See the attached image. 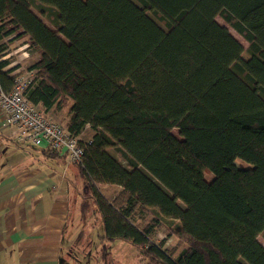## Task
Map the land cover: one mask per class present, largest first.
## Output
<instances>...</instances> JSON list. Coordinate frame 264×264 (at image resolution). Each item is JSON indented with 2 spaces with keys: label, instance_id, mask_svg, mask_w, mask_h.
<instances>
[{
  "label": "trees",
  "instance_id": "obj_1",
  "mask_svg": "<svg viewBox=\"0 0 264 264\" xmlns=\"http://www.w3.org/2000/svg\"><path fill=\"white\" fill-rule=\"evenodd\" d=\"M23 36L38 53L27 99L91 131L75 165L102 241L146 264H264V0H0L4 90L1 56ZM161 224L176 256L152 241Z\"/></svg>",
  "mask_w": 264,
  "mask_h": 264
},
{
  "label": "crops",
  "instance_id": "obj_2",
  "mask_svg": "<svg viewBox=\"0 0 264 264\" xmlns=\"http://www.w3.org/2000/svg\"><path fill=\"white\" fill-rule=\"evenodd\" d=\"M43 113L67 123V108ZM78 180L64 151L17 142L0 110V264L85 263L90 233L101 224L84 226Z\"/></svg>",
  "mask_w": 264,
  "mask_h": 264
},
{
  "label": "rangeland",
  "instance_id": "obj_3",
  "mask_svg": "<svg viewBox=\"0 0 264 264\" xmlns=\"http://www.w3.org/2000/svg\"><path fill=\"white\" fill-rule=\"evenodd\" d=\"M34 10V9H33ZM36 12V10H34ZM151 15V14H150ZM216 21L226 26L229 32L234 36L244 47V51L241 53L243 59H247L249 54L246 51L247 42L228 24H226L221 17L217 16ZM160 24V22L158 21ZM38 58V53L34 51L30 45L27 36L15 39L8 44V50L1 56V59L7 60L9 63L4 68V70L9 68H14L12 75L16 78H26L29 79L33 77L35 70L29 69V67L35 62ZM48 116V115H47ZM50 117V116H49ZM52 117V118H51ZM51 119L63 125L62 118L57 116H52ZM60 117V116H59ZM172 133L178 136V130L176 128L172 129ZM91 134L90 129L87 127L81 132V139H87ZM109 152L121 163L124 164L122 157L114 149H109ZM236 164L239 166H245L239 160L236 161ZM206 178L211 179L212 175L206 173ZM100 191L107 197L109 200L116 194L118 187L103 185L99 187ZM75 199H76V209L81 212V220L84 226L90 222L94 225H100L99 219L94 212L93 204L91 200L87 197L88 190L86 185L83 183L82 179L77 181L75 187ZM152 214H148L144 217L142 221H134V224L140 222L141 225L147 220H150ZM171 229L168 226L161 224L157 229H155L154 236L152 241L155 243H162V249L166 252L174 251L172 254H176L183 248L185 245L184 242L179 239L174 233L170 231ZM102 235V227L100 226L99 230H92L90 233L91 247L89 252H86L85 255L86 261L84 264H146V261L140 259L141 254L138 249L132 244L125 241H114V242H104L99 237ZM258 241L264 245V237L262 234H259L257 237ZM118 242V243H116ZM99 245V246H98ZM98 246V247H97ZM84 260V259H83Z\"/></svg>",
  "mask_w": 264,
  "mask_h": 264
},
{
  "label": "built area",
  "instance_id": "obj_4",
  "mask_svg": "<svg viewBox=\"0 0 264 264\" xmlns=\"http://www.w3.org/2000/svg\"><path fill=\"white\" fill-rule=\"evenodd\" d=\"M31 78H16L9 90L0 87V110L17 142L32 144L46 150H62L68 162L82 161L81 133L73 135L66 127L46 116L26 97L24 90Z\"/></svg>",
  "mask_w": 264,
  "mask_h": 264
}]
</instances>
